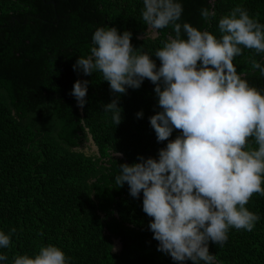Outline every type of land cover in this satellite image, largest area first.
<instances>
[{
    "label": "trees",
    "instance_id": "trees-1",
    "mask_svg": "<svg viewBox=\"0 0 264 264\" xmlns=\"http://www.w3.org/2000/svg\"><path fill=\"white\" fill-rule=\"evenodd\" d=\"M180 2L178 23L218 38L219 19L237 6L264 24V0H215L210 21L201 16L210 0ZM143 8V0H0V230L15 229L11 245L0 249L5 264L20 255L34 257L47 245L62 249L68 264H179L158 250L143 191L135 198L115 178L124 163L158 159L182 130L158 142L150 117L162 108L149 79L116 94L101 73L85 75L73 67L91 54L96 29L115 27L131 32L133 46L153 55L159 68L154 53L175 33L169 26L146 36ZM254 61L264 66V53L244 48L233 63L250 86L264 90ZM78 80L89 81L83 108L70 94ZM117 97L119 125L104 111ZM90 136L94 154L81 150ZM251 148H258L254 140ZM246 207L259 221L252 231L231 228L222 247L209 242L217 264H264V196L254 193Z\"/></svg>",
    "mask_w": 264,
    "mask_h": 264
},
{
    "label": "clouds",
    "instance_id": "clouds-1",
    "mask_svg": "<svg viewBox=\"0 0 264 264\" xmlns=\"http://www.w3.org/2000/svg\"><path fill=\"white\" fill-rule=\"evenodd\" d=\"M214 4L210 0V7L201 9L205 21L215 18ZM143 5L146 36L169 26L175 33L154 53L159 68L153 55L133 46L131 32L115 27L96 29L91 54L73 67L85 75L101 73L116 94L140 88L145 79L156 85L162 111L150 117V124L158 142L168 140L174 129L181 134L160 149L158 159L120 165L115 182L127 183L135 198L143 191V211L154 218L149 228L159 251L179 264H217L209 242L222 247L231 228L252 231L260 219L246 205L254 193L264 196V90L250 86L233 60L244 48L264 53V24L237 6L219 19L218 38L178 23L184 11L180 0H143ZM252 67L264 75L260 63ZM88 85L78 80L70 93L81 108ZM118 102L119 97L104 105L116 125L123 111ZM253 140L258 148H251ZM14 232L0 230V249L11 245ZM7 259L0 253V264ZM12 264H68V258L47 245L34 257H14Z\"/></svg>",
    "mask_w": 264,
    "mask_h": 264
},
{
    "label": "rangeland",
    "instance_id": "rangeland-1",
    "mask_svg": "<svg viewBox=\"0 0 264 264\" xmlns=\"http://www.w3.org/2000/svg\"><path fill=\"white\" fill-rule=\"evenodd\" d=\"M153 36H156V34H154ZM81 150L83 152H86L87 154H94L97 152V148L96 146L94 145L93 142H89L87 144H85ZM119 249V243L117 242V240H115V250H118Z\"/></svg>",
    "mask_w": 264,
    "mask_h": 264
},
{
    "label": "flooded vegetation",
    "instance_id": "flooded-vegetation-1",
    "mask_svg": "<svg viewBox=\"0 0 264 264\" xmlns=\"http://www.w3.org/2000/svg\"><path fill=\"white\" fill-rule=\"evenodd\" d=\"M241 2H242V0H241ZM114 243H115V241H114ZM122 250V245L120 244V242H119V249L118 250H115V248H114V252H119V251H121Z\"/></svg>",
    "mask_w": 264,
    "mask_h": 264
},
{
    "label": "water",
    "instance_id": "water-1",
    "mask_svg": "<svg viewBox=\"0 0 264 264\" xmlns=\"http://www.w3.org/2000/svg\"><path fill=\"white\" fill-rule=\"evenodd\" d=\"M89 139H90V141H91V142H93V139H92V137H91V136L89 137ZM117 242L119 243L120 241H119V240H117Z\"/></svg>",
    "mask_w": 264,
    "mask_h": 264
}]
</instances>
